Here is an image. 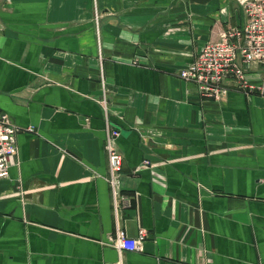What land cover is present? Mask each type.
<instances>
[{"label": "crops", "instance_id": "0c3cea01", "mask_svg": "<svg viewBox=\"0 0 264 264\" xmlns=\"http://www.w3.org/2000/svg\"><path fill=\"white\" fill-rule=\"evenodd\" d=\"M246 21L238 0H0V112L21 129L0 264L116 263L118 225L148 233L124 264H264V92L215 100L179 76Z\"/></svg>", "mask_w": 264, "mask_h": 264}, {"label": "built area", "instance_id": "2783aa9c", "mask_svg": "<svg viewBox=\"0 0 264 264\" xmlns=\"http://www.w3.org/2000/svg\"><path fill=\"white\" fill-rule=\"evenodd\" d=\"M238 3L246 13L245 25L222 31L218 41L205 44L198 57L180 71V78L196 85L204 97L222 99L229 91L230 81L246 92H264V80L256 89L244 72V66L251 64H259L264 69V0H238ZM20 131L9 115L0 112V179L9 177L12 160L19 155L17 136ZM119 135L118 130L110 129L106 144L110 174L108 180L117 211L123 203L128 202L121 195L120 188L123 158L116 144ZM145 164L150 163L147 161ZM147 237V231L142 229L138 237L130 238L118 225L114 242L120 260L112 264H124L123 254L138 251Z\"/></svg>", "mask_w": 264, "mask_h": 264}]
</instances>
